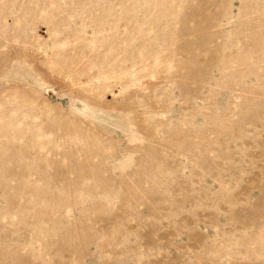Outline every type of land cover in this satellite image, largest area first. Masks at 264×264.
Segmentation results:
<instances>
[{"label": "rangeland", "instance_id": "rangeland-1", "mask_svg": "<svg viewBox=\"0 0 264 264\" xmlns=\"http://www.w3.org/2000/svg\"><path fill=\"white\" fill-rule=\"evenodd\" d=\"M0 264H264V0H0Z\"/></svg>", "mask_w": 264, "mask_h": 264}]
</instances>
